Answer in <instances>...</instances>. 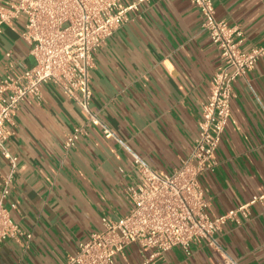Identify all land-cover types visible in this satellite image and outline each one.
Listing matches in <instances>:
<instances>
[{"label": "crops", "instance_id": "obj_1", "mask_svg": "<svg viewBox=\"0 0 264 264\" xmlns=\"http://www.w3.org/2000/svg\"><path fill=\"white\" fill-rule=\"evenodd\" d=\"M132 3L127 20L93 53L90 68V109L116 138L91 124L65 150V135L87 115L53 83L41 87L39 99L20 104L9 126L7 146L18 162L6 205L15 203L10 216L31 237L0 243V264H66L78 244L101 229L103 216L129 212L127 188L143 183L132 154L170 173L190 153L201 104L222 65L219 51L188 0H119ZM213 5L217 19L240 28L242 48L264 44V0ZM25 22L22 14L0 26V79L11 63L21 74L34 62L20 36ZM234 92L215 151L218 164L199 177L210 216L264 195V57L235 80ZM8 168L0 154V182ZM217 242L222 251L194 243L187 253L177 245L151 264H219L224 255L238 264H264V198L249 205L240 224L224 223ZM149 254L132 243L115 264H142Z\"/></svg>", "mask_w": 264, "mask_h": 264}, {"label": "built area", "instance_id": "obj_2", "mask_svg": "<svg viewBox=\"0 0 264 264\" xmlns=\"http://www.w3.org/2000/svg\"><path fill=\"white\" fill-rule=\"evenodd\" d=\"M188 1L198 9L201 28L222 59L201 104V120L193 147L170 173L155 170L132 154L143 183L127 188L129 212L116 219L103 216L101 229L79 243L66 264H115V257L132 243L138 244L142 252L150 251L142 264H151L155 256L177 245L187 253L194 243L222 251L217 242L221 226L226 222L240 224L249 216V205L264 198V195L255 197L221 215L207 213L209 203L199 177L213 171L218 164L215 151L230 117L234 82L264 57V44L242 48V31L215 17L213 0ZM135 7V3L121 6L119 0H17L0 4V26L25 15L20 36L28 44L34 61L21 74L11 70V63L0 79V154L9 166L0 182V243L9 238L31 237L10 216L15 203L6 205L18 162L17 155L7 146L9 126L14 125L20 104L27 97L39 99L41 87L53 83L87 115L83 124L74 126L65 135V150L75 147L91 124L99 125L105 137L116 138L90 109V68L93 53L127 20V11ZM5 55L10 57L11 53ZM219 264L238 263L224 255Z\"/></svg>", "mask_w": 264, "mask_h": 264}]
</instances>
